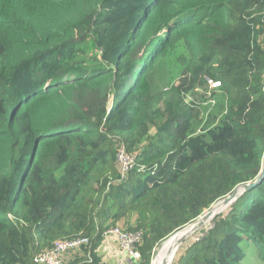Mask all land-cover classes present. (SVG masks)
I'll return each mask as SVG.
<instances>
[{"label":"trees","instance_id":"obj_1","mask_svg":"<svg viewBox=\"0 0 264 264\" xmlns=\"http://www.w3.org/2000/svg\"><path fill=\"white\" fill-rule=\"evenodd\" d=\"M263 162L264 0H0V264H151ZM202 233L172 264H264V173Z\"/></svg>","mask_w":264,"mask_h":264},{"label":"built area","instance_id":"obj_2","mask_svg":"<svg viewBox=\"0 0 264 264\" xmlns=\"http://www.w3.org/2000/svg\"><path fill=\"white\" fill-rule=\"evenodd\" d=\"M117 161L121 173L128 171L133 165V157L120 150L117 154ZM106 238H113L121 252L126 253L131 259L135 260L138 256L134 252V246L139 241L138 235L129 231H124L120 227H111L105 232ZM88 239L79 238L76 240H64L54 243V245L36 255L33 262L36 264H66L65 256L75 251L78 247L87 245Z\"/></svg>","mask_w":264,"mask_h":264},{"label":"bare ground","instance_id":"obj_3","mask_svg":"<svg viewBox=\"0 0 264 264\" xmlns=\"http://www.w3.org/2000/svg\"><path fill=\"white\" fill-rule=\"evenodd\" d=\"M225 208L226 206H222V203L215 204L209 211H207V213H205L200 217V219H198L199 220L198 223L201 222L202 227H204L208 223V221H211L219 212L224 211ZM187 227L189 228L186 229L185 231L178 232L174 236H171L170 239L168 238L169 240H166L161 244L160 248L158 249L159 255L157 257V261H155L154 264H163L167 262L169 264L171 260V254L174 253V250L178 245L179 241L181 239H185L186 237H188L189 235H191L196 231L193 229L194 227L193 223L191 225H188Z\"/></svg>","mask_w":264,"mask_h":264},{"label":"rangeland","instance_id":"obj_4","mask_svg":"<svg viewBox=\"0 0 264 264\" xmlns=\"http://www.w3.org/2000/svg\"><path fill=\"white\" fill-rule=\"evenodd\" d=\"M221 200H219L218 202H220ZM217 202V203H218ZM217 203H215V204H217ZM214 204V205H215ZM214 205H212L211 206V208L214 206ZM210 208V209H211ZM229 208V206H227L226 208H225V210L224 211H222L221 213H219L218 215H216L211 221H208V223L204 226V227H201L200 229H197L194 233H192L191 235H189L188 237H186L185 239H181L180 241H179V243H178V245L176 246V248H175V250H174V253L173 254H171V260H170V262H169V264H172L173 263V261H174V259H175V256H176V254H177V252L179 251V248L181 247V245H182V243L185 241V242H187V246L189 245V244H191L189 241H192V240H194L195 239V237L198 235V236H201L203 233V231H206L210 226H212V222H213V220L217 217V216H219V215H221V214H225L226 213V211H227V209ZM209 209V210H210ZM209 210H206L202 215H204L205 213H207V211H209ZM201 215V216H202ZM201 216H199L195 221H193L192 223L195 225V223H198L199 222V220L198 219H200V217ZM192 223H190V224H188V225H191ZM188 225H186V226H184L182 229H181V231H185L186 229H188L189 227H187ZM180 230H179V232H181ZM178 232V231H177ZM172 236H174V235H172ZM171 237H169V239H170ZM169 239H167V240H169ZM166 241V240H165ZM184 242V243H185ZM161 246V245H160ZM160 246L155 250V253H154V255H153V258H152V261H151V264H154L155 263V261H157V257H158V249L160 248ZM185 250V249H184ZM103 251V250H102ZM157 255V256H156ZM156 257V258H155ZM113 256H108V257H106V255H105V258H104V261L106 262V264H113L112 263V261H113ZM115 263L117 264V262H116V260H115ZM163 264H168V262L167 263H163ZM243 264H259V263H257L256 261H254V259H251V257L249 256V261H244L243 262Z\"/></svg>","mask_w":264,"mask_h":264},{"label":"crops","instance_id":"obj_5","mask_svg":"<svg viewBox=\"0 0 264 264\" xmlns=\"http://www.w3.org/2000/svg\"><path fill=\"white\" fill-rule=\"evenodd\" d=\"M103 250V251H102ZM98 252L102 255L103 259L108 256H113V264L115 263V260L117 264H129L133 259H131L126 253L121 252L118 249L116 241L111 237V238H106L100 248L98 249ZM70 256L67 257V259ZM135 261V260H133Z\"/></svg>","mask_w":264,"mask_h":264},{"label":"water","instance_id":"obj_6","mask_svg":"<svg viewBox=\"0 0 264 264\" xmlns=\"http://www.w3.org/2000/svg\"><path fill=\"white\" fill-rule=\"evenodd\" d=\"M264 173V162H263V166L261 169V173L260 175L257 177L256 181L254 182H250L244 185H241L239 187H237L230 195H228L227 197L223 198L220 202L218 203H222V206H230L232 203H234L245 191L249 190L250 188H252L253 186H255L256 184H258L260 182V180L262 179ZM196 222V221H195ZM202 227V223H195L193 229L197 230L200 229ZM181 231V230H180ZM179 232V231H178ZM178 232H176L175 234H177ZM174 234V235H175Z\"/></svg>","mask_w":264,"mask_h":264}]
</instances>
